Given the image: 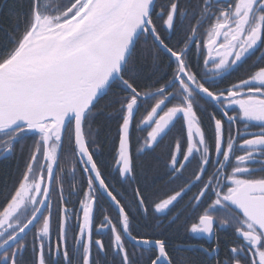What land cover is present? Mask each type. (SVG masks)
<instances>
[{
    "label": "snow or ice",
    "instance_id": "1",
    "mask_svg": "<svg viewBox=\"0 0 264 264\" xmlns=\"http://www.w3.org/2000/svg\"><path fill=\"white\" fill-rule=\"evenodd\" d=\"M7 7L0 264H264V0Z\"/></svg>",
    "mask_w": 264,
    "mask_h": 264
},
{
    "label": "trees",
    "instance_id": "2",
    "mask_svg": "<svg viewBox=\"0 0 264 264\" xmlns=\"http://www.w3.org/2000/svg\"><path fill=\"white\" fill-rule=\"evenodd\" d=\"M12 3V0H0V8L3 9V11H0V28H6L12 23V19L8 15V5ZM2 35V33H0ZM94 127H97V125H94ZM114 128V125L112 126ZM109 128L108 125H103L101 127L100 135L103 137L106 133H108ZM107 154V150H106ZM20 159V153L19 150L17 151L16 155L14 157H10L8 159H2L0 160V176H4L5 174H8L9 177L11 173L15 170L17 161ZM156 188L162 187L161 185L154 186ZM180 255H188L191 257V254L189 253H181ZM194 259L199 261L200 257L195 256Z\"/></svg>",
    "mask_w": 264,
    "mask_h": 264
},
{
    "label": "flooded vegetation",
    "instance_id": "3",
    "mask_svg": "<svg viewBox=\"0 0 264 264\" xmlns=\"http://www.w3.org/2000/svg\"><path fill=\"white\" fill-rule=\"evenodd\" d=\"M240 74H242V73H237L236 75H234L231 79H233V80H235L236 79V76H238V75H240ZM221 86H223V85H221ZM145 135H146V133H145ZM166 142V141H165ZM160 151V149L158 148L157 149V152H159ZM195 191V190H194ZM187 199V198H186ZM222 235V237L223 236H230L231 235V233L229 232V233H222L221 234ZM52 239H53V241H55V239H56V235H55V231H53V237H52ZM221 255L223 256V251L221 252ZM198 256V255H197Z\"/></svg>",
    "mask_w": 264,
    "mask_h": 264
},
{
    "label": "water",
    "instance_id": "4",
    "mask_svg": "<svg viewBox=\"0 0 264 264\" xmlns=\"http://www.w3.org/2000/svg\"><path fill=\"white\" fill-rule=\"evenodd\" d=\"M0 160H2V158H0Z\"/></svg>",
    "mask_w": 264,
    "mask_h": 264
}]
</instances>
